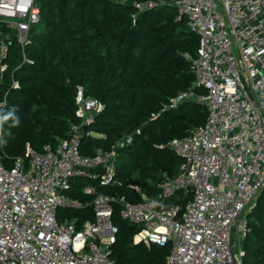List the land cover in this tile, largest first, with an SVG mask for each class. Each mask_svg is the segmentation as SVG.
Instances as JSON below:
<instances>
[{"label": "built area", "instance_id": "2783aa9c", "mask_svg": "<svg viewBox=\"0 0 264 264\" xmlns=\"http://www.w3.org/2000/svg\"><path fill=\"white\" fill-rule=\"evenodd\" d=\"M170 3L199 35L196 56L186 53L195 83L173 98L172 105L194 99L208 110L203 125L169 143L185 159L180 173L160 184L157 197L132 186L140 194L138 202L86 185L83 191L93 197L94 219H63L61 208L84 206L68 192L72 179L90 176L104 186L119 183L117 152L98 149L93 156H84L80 125H73L70 137L47 144L42 151L27 143L24 155L13 158L12 165L0 162V264H116L115 202L122 219L141 226L135 243H170L168 264H241L244 252H236L235 237H245L248 211L264 187V0ZM0 22L15 31L24 62H31L25 47L41 22L38 0H0ZM2 35L0 84L12 33ZM195 86L206 92L198 93ZM4 103L0 101V107ZM76 105L83 124L105 109L81 86ZM99 166L101 173L91 172ZM182 193L192 194L184 210L178 203H167Z\"/></svg>", "mask_w": 264, "mask_h": 264}, {"label": "trees", "instance_id": "16d2710c", "mask_svg": "<svg viewBox=\"0 0 264 264\" xmlns=\"http://www.w3.org/2000/svg\"><path fill=\"white\" fill-rule=\"evenodd\" d=\"M127 1H133L128 5ZM41 11L39 30L31 33L25 47L31 62H24L15 31L6 24L2 33H12L5 58V79L0 84V120L3 144L0 162L13 164L25 153L27 143L42 151L70 137L73 125L85 128L80 138L84 156L98 149L117 152L118 184L101 185L90 176L72 179L70 195L81 199V209L59 210V217L94 219L91 195L86 185L138 202L139 186L151 197L161 192L160 184L175 177L185 162L171 146L174 138L188 136L203 125L207 107L194 99L172 105V99L195 83L192 62L199 35L188 18L171 0H38ZM149 2L155 5L139 7ZM1 52V49H0ZM18 82V86L13 85ZM83 87L86 95L100 99L105 109L94 120L83 124L77 115L76 94ZM198 93H204L195 86ZM128 137L132 138L127 142ZM101 173L102 168L91 169ZM192 194H180L184 210ZM248 211L249 227L244 237L242 264H264V187ZM114 203V224L118 227L113 245L116 264H168L170 243H135L139 224L122 219Z\"/></svg>", "mask_w": 264, "mask_h": 264}, {"label": "rangeland", "instance_id": "374dc122", "mask_svg": "<svg viewBox=\"0 0 264 264\" xmlns=\"http://www.w3.org/2000/svg\"><path fill=\"white\" fill-rule=\"evenodd\" d=\"M2 26V23L0 22V27ZM8 27V26H7ZM9 29V31H11L12 29H10V28H8ZM35 30L36 31H38L39 30V26H37L36 28H35ZM13 31V30H12ZM33 32V31H32ZM1 125H2V123H1ZM2 135V130L0 129V136ZM2 137V136H1ZM3 141H4V139L2 138L1 139V141H0V145L1 144H3ZM254 205V204H253ZM246 236V235H245ZM236 239H235V249H236V252L239 254V252L240 251H244L243 250V240H244V238H241L239 235H237L236 237H235ZM138 243H144V242H138ZM145 245H147V247H151L154 243H150V244H147V243H144ZM239 261L241 262V264H242V256H239Z\"/></svg>", "mask_w": 264, "mask_h": 264}, {"label": "water", "instance_id": "95a60500", "mask_svg": "<svg viewBox=\"0 0 264 264\" xmlns=\"http://www.w3.org/2000/svg\"><path fill=\"white\" fill-rule=\"evenodd\" d=\"M127 4L128 5H132L133 4V1H127ZM84 131H85V128L83 127V128H80L78 132H79V134H83ZM213 183L214 184H217L218 183V178L217 177L213 179Z\"/></svg>", "mask_w": 264, "mask_h": 264}]
</instances>
